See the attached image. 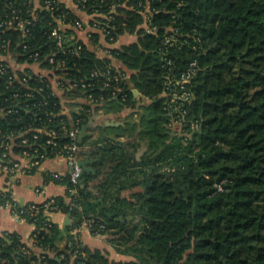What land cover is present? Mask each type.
I'll use <instances>...</instances> for the list:
<instances>
[{
    "label": "trees",
    "instance_id": "obj_1",
    "mask_svg": "<svg viewBox=\"0 0 264 264\" xmlns=\"http://www.w3.org/2000/svg\"><path fill=\"white\" fill-rule=\"evenodd\" d=\"M53 1L39 0L42 7L50 3L56 9L38 10L26 38L0 27V40L31 46L42 56L55 52L54 17L66 14V22L72 25L79 19ZM10 7L27 10L34 8V2L24 6L20 0H0V24L11 15ZM147 9L156 35L142 28ZM86 10L89 15L111 16L100 20L110 33L108 43L115 45L125 35L137 40L120 49L103 48L107 57L100 58L75 37V53L58 52L56 57L67 70L55 73L73 84H93L84 95L75 94L104 97L107 105L118 109L136 111L148 101L141 104L138 123L102 130L115 138H141L155 155L138 159L127 152V143L107 134L92 144H87V138L81 140L78 157L91 162L88 170L78 184L69 175L45 174V183L65 186L66 196L55 197L54 205L47 200L17 209L36 229L27 242L16 233L0 236V264H264V0H87ZM169 35L176 41L172 46L166 44ZM89 42L100 48V35L89 34ZM195 61L199 72L188 86L191 101L186 103V114H178L164 96L167 76L177 80ZM43 67L52 69L47 62ZM94 72L97 77H92ZM109 72L128 78L121 77L120 92L114 81L111 88H104ZM27 78L33 88L45 89L37 101L51 96L46 78L32 73ZM9 96H0L1 108L9 106L5 103ZM50 99L58 104L55 108L51 104L41 111L31 109V114L20 111L4 116L0 130L10 133L49 126L62 132V117L53 120L48 115L60 111V99ZM173 121H181V136H171ZM58 142L70 144L66 136ZM38 143L41 154L54 156L42 146L44 140ZM13 151L33 149L17 146ZM167 163L174 172L155 170ZM132 169H142L140 183L132 186L141 190L124 197L122 185L131 179ZM55 205L59 207L55 213L67 214L73 221L64 248L57 245L61 229L47 222L45 214ZM31 206L39 209L37 216H32ZM133 215L142 229L119 251L135 261L110 262L106 252L84 245L71 234L85 219L104 225L105 236L109 231H127L128 217ZM76 250L80 255L73 260Z\"/></svg>",
    "mask_w": 264,
    "mask_h": 264
},
{
    "label": "built area",
    "instance_id": "obj_2",
    "mask_svg": "<svg viewBox=\"0 0 264 264\" xmlns=\"http://www.w3.org/2000/svg\"><path fill=\"white\" fill-rule=\"evenodd\" d=\"M20 1L23 2L24 6H31L34 2V8L27 10L21 8L15 10L10 7L9 9L12 10V13L1 22L0 27L5 29L6 32L10 31L21 33L22 37L26 38L30 32L29 26L33 23V21L37 20V11L47 10L54 12L56 7L55 5L51 6L50 3L49 5L42 7L40 2L37 3L36 0ZM74 2L80 10L87 13V0H74ZM58 3L61 2L58 0H54L52 2V4L56 5H58ZM114 12L115 8L112 9L110 15L114 14ZM149 12V9H147L144 15L145 23L142 28L147 34L156 35L157 28L152 25L150 19L151 14ZM89 16L93 22L91 27L96 32H99L98 34H100V36L102 35L103 41L107 45L105 48L112 49L110 47L113 46V44L106 41V38L110 33L106 31L105 24L100 21H108L111 19V16H105L98 13H94ZM54 22L56 23V27L53 28L51 37H53L56 41L57 50L51 54L42 56L39 51L32 49L31 46L21 44L13 46L11 41L0 40V87H3L4 90L0 96L10 94V96L5 99V103H9V106L1 108L2 105H0V119L8 115H17L20 111L31 114V109L36 111L47 109L51 104H53V100L50 99L52 96L60 99L61 106L59 112L55 113V111H51L52 113H48V115L51 116L53 120L62 117V120H60L62 132H59L49 126H44L38 129H29L26 131H12L10 133H4L0 130V182H4V184H0V208L10 209L13 214L22 221H26V218H24L17 209L23 208L24 206L20 207L13 201L9 181L12 178L25 176L37 171L41 167L42 163L48 159L60 157L63 158L71 168L68 175L70 176L72 182L74 184H78L84 171L80 165L81 161L78 157L81 143L80 133L83 132L85 126L94 116L95 110L103 108L108 104V101L105 100L104 97L87 95L84 96L86 103H84L82 107L73 108L70 106V103L73 101L68 98L69 94H75L78 92L79 94L84 95L87 88L94 85L84 83L73 84L71 82H67L65 76L57 75L55 73L56 69L66 71L67 66L64 62L57 63L56 57L58 52H62L64 54L67 52L72 54L75 53L73 50V40L75 37L67 32L72 29L82 31L84 27L80 20L74 25L67 23L66 14L55 16ZM175 42L174 36L172 35H169L166 38V44H170L172 46ZM99 44L101 45V39ZM19 58H23L24 61H18L17 59ZM43 62H47L49 65H52V69L48 70L44 68ZM198 72V63L195 61L189 65L187 70L183 72L177 80H172L170 76H167L168 81L164 91V96L171 99L174 104V112H177L178 114L181 113L183 115L186 114V103L190 102L192 97V92L188 90V86L191 84L192 79L198 74ZM30 73L36 75L40 79L46 78V89L51 90V96H47L42 100L37 101V95L42 94L45 89L33 88L29 85L27 76ZM97 76V72L92 74V77ZM106 76L108 82L104 84V88H111V82L114 81L117 84L115 90L120 92L121 88L118 84L121 81L122 75L119 74L113 76L109 72ZM123 77L126 78L125 76ZM123 77L122 79H124ZM126 80H128V78H126ZM21 102H24L26 105L23 106ZM57 105L58 104L55 102L53 107L55 108ZM180 122L181 121H173V123L170 124V127H172L174 123L180 124ZM66 126H68V129ZM63 136L69 138L70 144H59L58 139ZM41 140H44V145L42 146H44V148H49L51 154L54 155L53 157L46 156L39 152L40 149L38 142ZM17 146L29 148L31 150L33 149V151H23L19 154H15L13 149ZM49 200L51 202L50 204H55L54 198ZM29 210L33 212V217L37 216L39 213V209L36 206H31ZM58 210L59 207L56 205L51 207L50 211L46 210L45 214L47 216V222H53L52 216L56 214L55 212ZM94 229V232L96 233L94 236L99 238L106 237L103 235L105 230L104 225H96L90 219H85L79 227L75 228L73 235L77 236V232L79 230H87L92 234ZM68 246L69 248H72L73 244L69 243ZM78 255H80V253L76 250L73 255V260H75Z\"/></svg>",
    "mask_w": 264,
    "mask_h": 264
},
{
    "label": "crops",
    "instance_id": "obj_3",
    "mask_svg": "<svg viewBox=\"0 0 264 264\" xmlns=\"http://www.w3.org/2000/svg\"><path fill=\"white\" fill-rule=\"evenodd\" d=\"M59 2L65 4L71 12L83 23L84 29L82 31H78L72 29L74 32L72 34L73 37H78V39L82 40L86 43L91 50L96 52L100 58H106L103 48L107 47L106 43L103 41L102 35L101 38V47L97 48L89 42V34H98L91 27V17L78 8L75 4L74 0H58ZM38 3L39 0H36ZM100 35V34H98ZM137 37L131 35H125L119 39V41L111 46L110 48L120 49L124 45H128L136 42ZM114 65L121 66L120 63L116 60H113ZM97 123L96 116L91 118L90 122L85 126V129L94 130L95 125ZM84 162V161H82ZM87 166L91 164V162L87 161ZM71 171L68 163L60 157L48 159L44 161L41 167L34 171L31 174L25 176H19L17 178H12L9 181L11 185V197L13 201L23 207L27 204H43L47 200L55 197H65L67 193V189L65 186L56 184L54 182L45 183V174L52 173L58 174L61 176L68 175ZM4 184V182H0V184ZM39 191V192H37ZM68 201V200H67ZM52 221L59 226L61 229V235L58 240L57 245L60 248H64L67 242V229L73 226V221L69 215L64 213H56L52 216ZM35 231V226L30 224L27 221L20 220L17 216L13 214V212L8 208H0V236L4 233H16L23 238L25 242L29 240ZM74 232V230L72 231ZM78 239L84 244L89 246L92 249H100L106 252L109 255L110 262L113 263H124L128 262L126 257H120V255L115 251L113 245L108 240V237L99 238L92 235L87 230H79ZM73 234V233H71Z\"/></svg>",
    "mask_w": 264,
    "mask_h": 264
},
{
    "label": "rangeland",
    "instance_id": "obj_4",
    "mask_svg": "<svg viewBox=\"0 0 264 264\" xmlns=\"http://www.w3.org/2000/svg\"><path fill=\"white\" fill-rule=\"evenodd\" d=\"M68 98L72 99V103H70V106L73 108L82 107L84 103H86V100L81 95L76 94H69ZM141 104L147 105L148 101H143ZM139 104L136 111L128 110V109H118L116 107H113L111 105L104 106L103 108L96 109L94 114L96 116L97 123L95 125L96 128L94 130L88 129L86 130L84 128L83 132L80 133V138L83 140L84 138L88 139L87 144H92V142H95L100 135H111L110 132H103L102 128L106 126H119V125H126L128 123L134 124L139 122L140 115L143 113L142 105ZM181 132H183L181 122L174 123L172 128L170 129L171 136L179 135L181 136ZM113 136V135H111ZM115 138V135L112 137ZM116 142H124L128 144L127 152L135 155L138 159H141L142 157L146 160L149 159V156L155 155L154 152L150 151L148 149V143L147 141L142 140L138 137L133 138H115ZM104 169V168H103ZM142 169H132L128 175L131 176L130 180L125 181V183L122 185L125 190L122 192V195L124 197H129L132 193L140 191L141 188L136 186L132 187L134 184L140 183L139 173ZM153 171L154 169H150ZM156 171L164 172L165 174H169L171 172H174L173 167L170 163L167 164H159L155 167ZM154 172V171H153ZM138 176V177H137ZM142 180V179H141ZM128 230L127 231H121L117 233V231H109L106 237H108L109 241L113 245L115 251L120 255V257H126L128 262L135 261L133 257L124 255L120 253L119 250H124L127 248L129 244H127L128 239L135 240L136 236L140 233V230L142 229V225L140 223V220L133 216L128 217V222L126 224ZM137 227V229H135Z\"/></svg>",
    "mask_w": 264,
    "mask_h": 264
},
{
    "label": "water",
    "instance_id": "obj_5",
    "mask_svg": "<svg viewBox=\"0 0 264 264\" xmlns=\"http://www.w3.org/2000/svg\"><path fill=\"white\" fill-rule=\"evenodd\" d=\"M87 164H88V162L87 161H84V162H81V167L84 169V170H88V168H87Z\"/></svg>",
    "mask_w": 264,
    "mask_h": 264
}]
</instances>
